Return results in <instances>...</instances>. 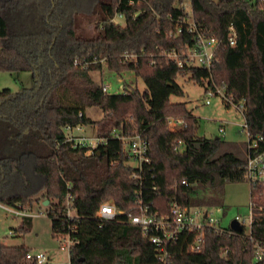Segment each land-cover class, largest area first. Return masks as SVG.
<instances>
[{"label":"trees","instance_id":"16d2710c","mask_svg":"<svg viewBox=\"0 0 264 264\" xmlns=\"http://www.w3.org/2000/svg\"><path fill=\"white\" fill-rule=\"evenodd\" d=\"M132 1V5L129 2ZM0 0V72H30L35 88L0 91V204L31 214L49 201L53 237L71 234L70 264H264V186L251 185L254 208L251 235L246 231L205 232L201 253L189 252L197 232L182 233L162 261L141 227L129 223L144 205L168 214L174 202L183 207L224 206L227 182L245 179L248 157L223 153L221 139L197 135L198 120L184 103L179 76L203 84L206 92L223 91L243 105L250 139L264 137V1L190 0ZM124 16L126 25L115 23ZM96 19L95 33L85 35L83 20ZM192 30V31H191ZM218 40L210 68L185 62L199 36ZM231 38L236 41L231 45ZM126 53L134 55L126 61ZM120 77L143 79L142 91L105 94L91 71L101 61ZM88 107L103 111L93 121ZM169 116L185 124L168 125ZM95 125L106 140L91 154L74 148L67 128ZM147 140L150 162L133 166L122 138ZM249 154V150H248ZM114 204L113 220L98 216ZM71 209L73 216H69ZM18 229L26 234L32 217ZM252 237V239H250ZM31 250L0 241V264H33Z\"/></svg>","mask_w":264,"mask_h":264},{"label":"rangeland","instance_id":"374dc122","mask_svg":"<svg viewBox=\"0 0 264 264\" xmlns=\"http://www.w3.org/2000/svg\"><path fill=\"white\" fill-rule=\"evenodd\" d=\"M182 5L186 11L192 12L190 0H183ZM114 21L120 26L126 25L124 16L117 15ZM96 23V19L83 20L82 31L85 35L95 33ZM101 65L100 70L90 72L91 76L100 85L108 83L112 94L124 92L129 84L142 91L145 89L143 79L136 77L135 74L125 73L123 77H120L108 68L105 60L101 62ZM177 82L185 94L184 96L172 95L170 101L186 104L188 110L198 120L197 135L209 139L219 137L224 142L223 153H233L240 158L248 157L249 135L244 129L246 121L243 111L238 108L233 99L226 97L223 92L209 96L206 92L207 81L199 84L190 80L189 76H179ZM35 86L33 74L30 72H0V91L9 89L17 93L23 89H33ZM208 100L210 104H207ZM86 115L96 122L103 119V111L97 107H88ZM167 121L171 127L185 124L183 116H169ZM221 127L225 130L224 134L220 132ZM73 133L81 135L77 130ZM83 135L93 143L98 142L95 125L85 126ZM131 165L137 166L134 162ZM223 202L225 207H203V209L210 210V216L219 220L223 228H230L231 223L239 217L241 220H246L249 230L252 203L250 182L247 179L241 182H227L224 186ZM31 215L33 216L30 230L23 234L18 229L25 223L24 218L0 207V241L10 246L24 245L31 251L44 253L50 258L52 264H70L69 250H62L60 241L52 235V222L47 215L44 203L36 205Z\"/></svg>","mask_w":264,"mask_h":264},{"label":"built area","instance_id":"2783aa9c","mask_svg":"<svg viewBox=\"0 0 264 264\" xmlns=\"http://www.w3.org/2000/svg\"><path fill=\"white\" fill-rule=\"evenodd\" d=\"M264 1V0H263ZM132 5V1L129 2ZM121 16V15H119ZM192 31V30H191ZM231 45H235L236 41L231 38ZM219 42L215 38H205L199 36L197 39L196 46L185 54V60H182V56L176 52L169 54V57L178 62L180 67H184V63H190L200 67L210 68L215 61V52L218 48ZM134 55L126 53L124 59L126 61L133 60ZM103 61V60H102ZM101 61V62H102ZM103 92L105 94H111V86L108 83L102 85ZM223 91H218L217 93H222ZM224 93V92H223ZM209 96H214L216 93L209 92ZM210 100L207 104H210ZM243 110V105L239 107ZM171 124H173L170 121ZM176 125V124H175ZM174 125V126H175ZM181 127L176 125L172 127L174 129ZM244 129L248 131L247 126ZM77 130L81 135H76L73 133ZM68 141L72 143L74 148H85L88 147V154H91L99 144H105L106 140L98 139L97 143L89 140L83 135L84 127L79 126L77 128H67ZM221 133H225L223 127L220 128ZM249 135V133H248ZM117 138H122L119 134H116ZM125 143V151L128 156L130 163L134 162L137 166H142L145 163L150 162L149 157V146L146 139L142 135L138 134L130 138H122ZM248 162L246 166L245 179H247L252 185L264 186V137H257L254 140L250 139L248 142ZM0 207L6 211L15 214L19 217H32L30 213L21 209H14L0 204ZM138 214H129V223L134 226L141 227L144 234L149 238V241L155 245L160 254L162 261H166L169 258V252L167 250L168 245L177 241L179 236L186 233L197 232L198 236L189 246V252L194 254H199L202 252L205 243V232L215 230L217 232H225L226 228H223L219 220L214 219L210 215V210L203 208H188L183 207L179 203L174 202L171 206V210L168 214L158 215L156 213H151L149 208L140 205ZM119 214H124V212L119 211L117 207L112 203H104L101 205L98 212V216L104 220H113ZM254 208L251 205V215H250V229H247L246 220H241L237 217L236 221L239 222L240 226L248 235H251V226L253 221ZM69 216H73L71 209L69 210ZM233 231V230H232ZM236 233V232H235ZM61 243L62 250H69L75 246V240L71 234L60 236L57 238ZM252 239V237H250ZM253 240V239H252ZM264 255V248L258 246V260L261 261ZM26 259L33 264H52L50 258L41 252L30 251L26 255Z\"/></svg>","mask_w":264,"mask_h":264},{"label":"water","instance_id":"95a60500","mask_svg":"<svg viewBox=\"0 0 264 264\" xmlns=\"http://www.w3.org/2000/svg\"><path fill=\"white\" fill-rule=\"evenodd\" d=\"M50 204L49 201H45L44 202V205L47 207L48 205ZM231 229L234 231V232H241L243 229L242 227L240 226L239 222L234 220L232 223H231Z\"/></svg>","mask_w":264,"mask_h":264}]
</instances>
